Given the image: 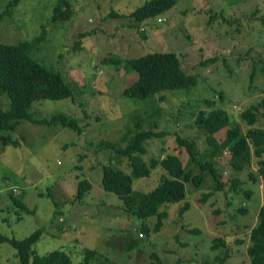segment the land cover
Segmentation results:
<instances>
[{"label": "rangeland", "instance_id": "obj_1", "mask_svg": "<svg viewBox=\"0 0 264 264\" xmlns=\"http://www.w3.org/2000/svg\"><path fill=\"white\" fill-rule=\"evenodd\" d=\"M8 1L0 0V13ZM68 1L72 13L64 21H51L56 0H20L0 16V43L17 44L44 31L31 57L76 88L71 98L33 101L31 115L40 119L62 113L81 126L77 134L59 123L22 119L10 132L20 143L0 151V235L21 239L43 229L32 246L35 253L60 248L74 263L94 250L88 264H249V230L264 205V178L257 164L264 155L251 154L237 171L228 148L214 153L193 120L199 110L220 109L229 117L228 126H239L242 134L264 130L263 107L258 106L251 125L240 116V110L264 98V0H178L139 26L128 14L148 0ZM159 51L174 52L185 75L196 76L194 85L145 99L123 96L137 78L127 61ZM0 107L8 108L5 96H0ZM138 121L142 129L163 132L144 142L146 151L138 153V160L179 154L191 174H202L199 185L184 182V200L160 207L167 215L161 228L148 235L140 225L151 228L155 217L141 219L124 211L118 195L104 191L100 182L103 164L129 175L131 162L95 146L108 140L124 147L123 134L137 130ZM224 133L216 132L215 139ZM178 139L194 142V158L211 163L220 188L184 147L179 153ZM163 176L167 173L158 164L150 175L132 179V188L148 192ZM81 179L91 187L77 199ZM8 192L28 211L13 204ZM184 201L188 208L180 212ZM88 209L89 216L84 214ZM216 239L223 243L213 248ZM0 264H18L7 243H0Z\"/></svg>", "mask_w": 264, "mask_h": 264}, {"label": "trees", "instance_id": "obj_2", "mask_svg": "<svg viewBox=\"0 0 264 264\" xmlns=\"http://www.w3.org/2000/svg\"><path fill=\"white\" fill-rule=\"evenodd\" d=\"M20 0H9L1 15H8L9 7L17 5ZM178 0H148L131 11L128 16L139 26L141 21L153 18L169 10ZM72 13L68 0H56L51 21L67 20ZM263 23V21H261ZM45 39L44 31L30 40H25L17 44L0 43V96H5L8 100V108L0 109V151L6 145L17 146L20 141L13 138L10 132L14 131L22 119L33 123L53 125L59 123L68 127L77 134L81 131L76 120L62 113H54L50 118H34L31 113V104L38 100H57L71 98L72 92L76 89L70 87L57 73L46 68L34 58L31 52L39 47ZM264 46V39L262 40ZM211 59V61H213ZM126 67L137 75L134 82L126 87L122 94L127 97L145 99L165 90H186L194 85L195 75L186 76L182 71L179 59L174 52L159 51L143 54L127 61ZM264 73V66H261ZM252 76L250 75V81ZM221 96V94H220ZM203 103L210 105L209 100ZM258 106L264 108V98L255 105H249L244 110H240V116L251 125L254 123L255 113ZM1 108V107H0ZM151 113V112H150ZM149 114V113H148ZM193 124L202 132L207 134L208 142L213 146V152L217 153L223 148H228L230 153V164L237 171H242L243 165L249 162L250 155H264V130L261 128H250L245 134L240 132L239 126H228L229 117L220 109H213L208 112L199 110L193 120ZM137 130H129L123 134L122 141L126 144L121 147L112 141L101 140L95 146L97 148H107L115 151L117 155L127 157L131 162L130 174L124 173L115 167L114 164H103L101 168V185L104 191L113 192L118 195L123 203V210L141 219L155 217L154 225H140L141 233L148 235L158 231L163 223V218L167 212L159 211L160 207L174 202L184 200V182L191 180L195 185H199L202 174H191L189 164L183 163L179 154H168L162 160L149 158V162L137 159L138 153H144L146 148L144 142L150 138L163 135L161 131H154L150 128L142 129L140 122L135 123ZM140 128V129H138ZM225 129L224 136L217 141L214 134ZM127 131V130H125ZM132 133V134H130ZM181 146L179 153L185 151L190 156L194 164H200V170L210 173L217 184V188L222 183L217 177L216 171L212 169L211 163L197 161L194 158V142L186 139H178ZM190 160V161H191ZM164 169L167 176H163L161 181L150 191L143 192L132 188V179L146 177L157 165ZM258 172L264 178V157L257 160ZM189 170H188V169ZM234 181L232 185H236ZM91 187L87 179H81L76 183L74 197L79 199ZM236 189L235 186H231ZM12 188V187H11ZM11 191L17 192L15 188ZM9 194V192H8ZM248 195L249 193H245ZM15 195V194H14ZM208 194H203L202 198ZM12 203L18 205L23 210L28 208L20 199L9 194ZM201 198V199H202ZM188 208V203L180 208V212ZM79 215L83 212L79 211ZM90 215V209L87 213ZM43 229H36L28 236L21 239L7 238L0 235V243H7L15 251L18 264H88L89 258L94 254V250H86V255L82 262H72L69 255L62 249H54L45 254L39 255L32 249L33 244L39 239ZM195 232L196 230L191 229ZM223 240L216 239L212 246L216 248ZM249 264H264V205L258 208L255 224L249 230V245L247 246Z\"/></svg>", "mask_w": 264, "mask_h": 264}]
</instances>
